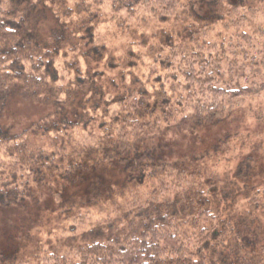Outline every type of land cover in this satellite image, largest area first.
I'll list each match as a JSON object with an SVG mask.
<instances>
[{
	"label": "trees",
	"instance_id": "obj_1",
	"mask_svg": "<svg viewBox=\"0 0 264 264\" xmlns=\"http://www.w3.org/2000/svg\"><path fill=\"white\" fill-rule=\"evenodd\" d=\"M17 1L21 8L16 0H0V104L18 87L23 98L50 101L56 111L18 135L0 129V204L27 197L37 173L49 168L67 176L118 160L125 176L137 180L146 172L153 180L146 198L124 212L122 228L109 220V237L71 256L42 255L33 264H264V242L220 241L227 223L212 208L213 189L198 170L154 163L151 153L137 151L163 129L217 123L237 99L264 90V0H207L203 13L192 3L204 0ZM45 12L56 23L46 37L39 30ZM97 16L129 35L138 31L130 29L136 20L155 23L154 41L135 53L142 73L128 54L113 66L112 76L104 70L114 58L110 51L101 65L87 54L88 45L107 48L106 39L98 42L94 34ZM86 88L84 108L97 113L94 121L103 131L77 142L69 129L89 119L74 110L72 123L63 104L71 106Z\"/></svg>",
	"mask_w": 264,
	"mask_h": 264
},
{
	"label": "rangeland",
	"instance_id": "obj_2",
	"mask_svg": "<svg viewBox=\"0 0 264 264\" xmlns=\"http://www.w3.org/2000/svg\"><path fill=\"white\" fill-rule=\"evenodd\" d=\"M205 1L193 2L192 8L201 13L207 11ZM15 5L21 8L23 3L16 0ZM225 7L227 3L222 8ZM261 7L263 20L264 2ZM45 14L39 23L44 37L56 26L51 14ZM94 19L98 20L94 34L99 37L98 42L106 39L107 48L97 51L88 49V45L85 50L100 65L107 51L113 54L114 58L104 69L110 76L113 66L125 54L130 56L129 62L138 61L135 53L146 50L158 28L152 20L139 19L130 28L133 32L138 30L137 33L129 35L130 32H121V28L115 30L103 16ZM137 63L140 65L135 71L139 75L145 67L140 60ZM87 91V88L79 91L69 101L71 106L63 104L71 122L75 119L74 110L89 119L69 129L72 140L77 142L96 138L103 131L96 127L97 113L84 108L89 106L83 99ZM55 111L52 102L40 101L33 95L23 98L20 89L13 87L0 104V129L5 135H18ZM137 151L151 153L154 163L185 164L198 170L206 188L213 189L212 208L227 223V232L220 241L232 243L235 237H242L244 241L264 242V90L237 99L236 107L217 123L195 121L163 129L156 137L140 142ZM104 165L106 169L74 171L67 176L55 169L52 173V168L46 173L39 171L27 197L0 204V264H33L38 257L51 253L71 256L76 249L109 237L112 233L109 220L112 227L122 228L124 212L134 210L133 202L146 198L153 180L146 172L137 180L125 176L124 165L118 160ZM76 179L81 182L72 184ZM93 180L97 184L105 182L106 186L92 189L88 182ZM113 180L112 186L109 185Z\"/></svg>",
	"mask_w": 264,
	"mask_h": 264
}]
</instances>
